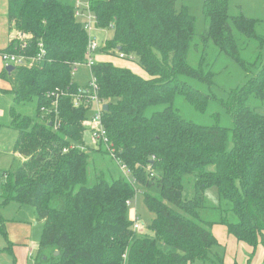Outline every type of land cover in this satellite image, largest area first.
Returning <instances> with one entry per match:
<instances>
[{"label":"trees","instance_id":"trees-1","mask_svg":"<svg viewBox=\"0 0 264 264\" xmlns=\"http://www.w3.org/2000/svg\"><path fill=\"white\" fill-rule=\"evenodd\" d=\"M89 4L96 26L111 27L113 32L104 50L133 54L147 73L144 77L108 60L91 67L97 96L107 104L102 118L116 156L142 187L157 190L144 191L143 197L155 214L148 225L153 234L139 236L131 229L126 201L135 195L134 185L120 172L108 180L100 171L89 182V151L70 148L83 143L82 120L89 107H74L70 97L61 96L56 129L52 115L40 110L50 105L47 91L78 87L71 69L86 61L88 32L74 14V3L7 0L8 30L30 35L25 52H36L38 42L45 49L35 65H14L11 72L4 66L0 71L13 97L9 108L10 126L17 131L13 152L24 158L3 172L0 194L4 203L32 206L42 221L35 264H191L206 260L218 243L210 229L214 224L224 225L227 233L252 250L264 244V114L248 104L252 96L264 107V62L247 68L231 27L232 23L246 38L264 43L256 31L258 19L230 15L229 0H204L208 26L199 35L202 49L211 41L247 75L226 99H218L199 89V84H212L215 73L206 52L195 66L188 62L195 19L184 7L177 9L176 0H89ZM19 46L13 37L0 51H23ZM176 96L200 112L207 111L210 100L218 101L232 125L185 119L173 106ZM31 101L33 114L17 110ZM188 175L195 177L191 194L185 186ZM211 187L225 213L217 212L208 221L202 213L205 191ZM0 232L6 234L2 225ZM11 246L8 241L0 250L11 251Z\"/></svg>","mask_w":264,"mask_h":264},{"label":"rangeland","instance_id":"rangeland-1","mask_svg":"<svg viewBox=\"0 0 264 264\" xmlns=\"http://www.w3.org/2000/svg\"><path fill=\"white\" fill-rule=\"evenodd\" d=\"M61 1L73 4L76 0ZM81 1L84 3L87 0ZM203 2L204 0H176V8L181 9L184 7L185 10L195 19L194 29L196 36L192 41L187 60L191 65L195 66L199 61L198 59H200L204 55V52H206V60L211 61V68L215 74L212 84H199V89L203 90L204 92L215 94L218 99H226L228 96L227 93L231 89L241 86L246 81V69L231 56L221 53L211 41L205 45L204 50L202 49L199 35L202 34L208 26V19L203 13ZM5 5L6 0H0V11L2 6ZM228 12L230 15L242 13L248 17L258 19L256 31L259 35L264 37V0H229ZM89 14L94 16V20L92 29L87 31L88 39L89 37H93L99 45L96 52L93 53L95 63L98 61L108 60L116 65L127 67L133 72L147 77V73L138 65L137 57L133 54L126 56L123 52L114 54L107 53V51L104 50L103 47L106 45V40L111 38L113 34L111 27H97L95 24L96 17L91 11L90 6L89 10H82V12L79 14L80 16H77V18L83 20L84 17H88ZM231 27L237 42L239 55L246 63L247 68L254 69V67L257 66L259 62H262L263 64L264 43H262L261 40L257 38H246L241 32L234 28L232 23ZM120 54H122L121 57ZM74 65L75 64H73L72 68ZM74 68L75 71L73 74V80L78 84V86L86 85L90 78L94 77L91 67L85 64V62L75 65ZM5 84L7 86L5 80L0 79V191L1 185L5 181L3 172L5 170L11 169L12 167H16L19 162L24 159L20 155L14 154L13 152V144L17 131L10 126L9 108L13 104V97L12 94L6 90L7 88ZM103 104L104 102L102 101V105ZM248 104L256 112L264 114V107L258 106L257 100L252 96L249 98ZM173 106L178 110L182 117L198 124H220L226 127H230L232 125L230 116L224 111L218 101L210 100L207 111L200 112L190 105V103L183 96H176ZM16 108L22 114L31 115L35 110V102L31 101L22 103ZM90 113L91 111L88 109L86 116ZM85 118L86 117H84L82 121H84ZM87 143L90 144L91 140L89 132L84 129L83 143L81 144L84 145L82 150L89 151V182H92L95 176L100 174V171L104 172V175L108 180L110 179V174L117 176L118 172L122 173L116 162L108 155V153H106L104 148L99 151H91L89 148L93 147ZM154 171L157 173L158 170L154 169ZM122 175L128 179L125 174L122 173ZM185 181V186L189 190L188 194H191L192 184L195 181L194 175L186 176ZM130 183L134 185L135 195L131 199L127 200L131 203L127 204L128 217L131 219V217L135 216V219H138L140 227L135 230V232L139 236L152 235L153 233L148 225L151 223L155 214L146 207L143 197L144 191L155 193L157 190L155 187L151 189H145L136 181V178L132 179ZM205 199L206 208L202 213V216L206 218H204L205 220H213V218L218 216L217 212L225 213L218 203V193L215 187L208 188L205 191ZM0 225L3 226V229L6 232V234L0 232V247H4L6 244L8 245L9 241L12 243L13 252L14 248H18L20 249V252H24L23 255L20 254L19 256L20 260L22 256L24 258L21 260V264H35V253L42 232V221L37 218L34 208L30 205L19 204L14 201L4 203L0 194ZM215 225L219 226L212 225L210 229L212 232H214L218 243L212 246L211 250L209 251V257L206 260L197 259L191 264H232V262H234V258L232 256L233 251L235 250L234 246L228 241H223V234L220 231V228L224 227V225ZM250 254H252L251 251ZM12 255L13 254L11 251H0V264H14L15 259ZM231 256L232 259L230 258ZM236 258L238 262L242 260L240 248ZM9 259L11 261H9ZM253 259H256V257L253 256Z\"/></svg>","mask_w":264,"mask_h":264},{"label":"built area","instance_id":"built-area-1","mask_svg":"<svg viewBox=\"0 0 264 264\" xmlns=\"http://www.w3.org/2000/svg\"><path fill=\"white\" fill-rule=\"evenodd\" d=\"M89 6H90L89 0H87L84 3L81 0H76L74 2L75 16L76 17L80 16L79 14L84 9L89 10ZM93 20H94V16L90 14L88 15V17H84V19L81 20L83 22L86 31H90L92 29ZM14 37L20 43L19 47L23 51L21 52L0 51V58L5 63V65L11 64V65H19V66H32L43 59L45 55V49L41 42L37 43V47H38L37 51L30 53V52H25L27 51L25 49L29 48L30 46L27 42L30 35L25 34L23 32H17L16 35H14ZM98 46H99L98 42L93 37H89L87 50L85 53L86 55L85 64H87L89 67H92V65H94L95 63V58L93 56V53L96 52ZM121 56L122 54H120V57ZM77 64L79 63H75V65ZM74 67L71 70L72 76L75 71ZM61 96L71 97L72 105L74 107L89 106L88 109L91 111V113L86 116L84 121H82V126L84 127L85 130L89 132V136L91 140V143L90 144L87 143V144L91 145L95 149L104 148V150L108 153V155L116 162L118 168L122 171V173L128 177V180L131 181L132 179H134L131 174V170L127 166V164L120 157L116 156V149L107 135L102 118L104 109L102 108V100H100L97 96V84L95 77H91L86 85L78 86L73 91L72 90L70 91L68 88H61V87H55L54 89L47 91L46 97L51 100L50 105L49 106L43 105L40 108V110L45 115H50V116L52 115L55 129L60 124V120L58 117L59 114L58 103H59V98ZM70 147H78L80 149H83L84 145L76 143L74 145H70ZM126 204H131V203L129 201H126ZM131 221H132L131 229L133 231L137 230L140 227L138 219H135V216H133L131 217ZM122 257L125 259L126 254L124 253Z\"/></svg>","mask_w":264,"mask_h":264},{"label":"crops","instance_id":"crops-1","mask_svg":"<svg viewBox=\"0 0 264 264\" xmlns=\"http://www.w3.org/2000/svg\"><path fill=\"white\" fill-rule=\"evenodd\" d=\"M6 12H7V0H6V5L2 6L1 11H0V49L4 48L7 46V44L10 42V40L14 37V31H9L8 30V26H7V18H6ZM4 63L1 61L0 59V71L2 70V68L4 67ZM6 86V84H5ZM214 226H219V225H215ZM221 233L223 234V241H228L230 244H232L234 246V251H233V260L234 262H237L238 264H262L263 261V257H264V244H258L254 250H252V247L244 242H240L237 241L236 238L227 233L226 231V227H221L220 228ZM214 234V232H213ZM215 235V234H214ZM233 236V237H232ZM234 238V239H232ZM234 240V241H233ZM241 243V244H240ZM7 244L4 246L6 247ZM4 247H0V249L4 248ZM13 247L11 246V252H12V256L15 259V263L13 260L14 264H21V260H23V256L21 258V260L19 259L20 254H24V252H20V249L18 248H14V252H13ZM239 248L241 250L242 253V260L240 262H238L237 260V255H238V251ZM8 251V249H5V251ZM3 251V250H0ZM250 251L252 254H250ZM249 253V254H248ZM254 253V255H253ZM232 256L230 257L232 259ZM253 256L256 257V259H253ZM9 261H11L9 259ZM234 262H232V264H234ZM33 264V263H31Z\"/></svg>","mask_w":264,"mask_h":264},{"label":"water","instance_id":"water-1","mask_svg":"<svg viewBox=\"0 0 264 264\" xmlns=\"http://www.w3.org/2000/svg\"><path fill=\"white\" fill-rule=\"evenodd\" d=\"M5 69L8 71V72H11L13 69H14V65H11V64H8V65H5ZM103 109L106 110L107 109V104L104 103L102 105ZM49 125H51V123H49ZM57 254V252L55 253Z\"/></svg>","mask_w":264,"mask_h":264}]
</instances>
